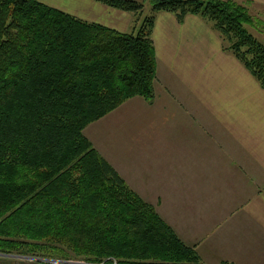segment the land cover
Here are the masks:
<instances>
[{"label":"trees","instance_id":"16d2710c","mask_svg":"<svg viewBox=\"0 0 264 264\" xmlns=\"http://www.w3.org/2000/svg\"><path fill=\"white\" fill-rule=\"evenodd\" d=\"M95 1L131 13V32L38 0H0V253L204 264L83 130L130 98L154 97L159 11L209 22L262 88L264 44L246 25L264 23L249 1L149 0L144 17L145 0Z\"/></svg>","mask_w":264,"mask_h":264},{"label":"crops","instance_id":"0c3cea01","mask_svg":"<svg viewBox=\"0 0 264 264\" xmlns=\"http://www.w3.org/2000/svg\"><path fill=\"white\" fill-rule=\"evenodd\" d=\"M38 1L122 33L133 28L131 13L95 0ZM151 38L154 97L119 106L133 111L132 167L97 149L204 264H264V88L198 15L178 21L159 11Z\"/></svg>","mask_w":264,"mask_h":264},{"label":"rangeland","instance_id":"374dc122","mask_svg":"<svg viewBox=\"0 0 264 264\" xmlns=\"http://www.w3.org/2000/svg\"><path fill=\"white\" fill-rule=\"evenodd\" d=\"M138 1H144V0H138ZM249 9L254 17L264 22V5L261 7L257 4H249ZM150 10H151V3L149 2V0H145L142 17L148 15L150 13ZM140 21L141 18L139 19L138 23H140ZM138 26H139L138 24L136 23L134 24L135 27L134 31L138 29ZM246 28L253 36L256 37V39H259V41L264 43V25L260 28H257L252 25H246ZM121 108L123 109L117 107L116 110L114 109L115 111L113 112L111 111L112 113L110 112L111 113L110 115H108L109 113L106 114L107 117H105L106 116L105 115L102 118L90 123L84 128L83 133L90 140L93 147L97 151H98L97 148H99L102 151V153L105 156H108V158L111 159L115 165L119 163L121 165L124 164L126 166H129V168H131L133 159H132V154L129 151H131L130 148H132V144L134 142L132 140V135H131L132 134L131 131L132 129H134L133 128L134 119L133 116H131L133 111L131 112V110L129 109L130 110L129 112H125V107H121ZM130 126L132 127V129H130ZM87 128H89L91 134L93 135L92 137L88 136L86 131ZM136 145L140 146V144L138 143H136ZM145 155L147 156V154ZM127 171L130 172L131 170L129 169ZM70 258L71 259H62L56 257L49 259V258H40L37 256H30V255H26V256L18 255L15 253L14 254L0 253V263H7V264H55L52 262V260L73 261L75 262V264H78L77 262L81 263L82 261H84L90 264V262L83 260V258H76V257H70Z\"/></svg>","mask_w":264,"mask_h":264},{"label":"built area","instance_id":"2783aa9c","mask_svg":"<svg viewBox=\"0 0 264 264\" xmlns=\"http://www.w3.org/2000/svg\"><path fill=\"white\" fill-rule=\"evenodd\" d=\"M47 261H49V260H47ZM52 262L55 264H75V262H73V261H64V260H52ZM114 264H116V263H114Z\"/></svg>","mask_w":264,"mask_h":264},{"label":"bare ground","instance_id":"6f19581e","mask_svg":"<svg viewBox=\"0 0 264 264\" xmlns=\"http://www.w3.org/2000/svg\"><path fill=\"white\" fill-rule=\"evenodd\" d=\"M78 264H88V263H86V262H84V261H82L81 263L80 262H77ZM90 264H92V263H90Z\"/></svg>","mask_w":264,"mask_h":264}]
</instances>
